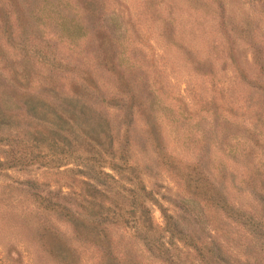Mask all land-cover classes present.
Wrapping results in <instances>:
<instances>
[{"label": "trees", "instance_id": "obj_1", "mask_svg": "<svg viewBox=\"0 0 264 264\" xmlns=\"http://www.w3.org/2000/svg\"><path fill=\"white\" fill-rule=\"evenodd\" d=\"M110 1L0 0V169L34 165L55 177L53 183L34 176L10 185L11 191L18 187L14 197H24L25 203L14 212L17 217L10 224L8 217L1 224L7 232H0V264H23L26 254L36 262L32 248L55 264H84L79 263L78 246L59 232L54 218L66 222L72 237L93 246L97 254L87 264H264V232H253V221L241 218V209L234 205L237 202L226 195L222 173L217 185L196 165L186 164L183 170L176 158L156 149L160 147V123L194 117L196 124L207 120L218 134L222 168L239 172L231 187L250 196L252 205L258 204L257 224L264 226V150L256 146L257 142L264 144V132L259 131L264 127L261 47L247 46L254 74H245L232 59L231 50L223 54L230 58L233 73L228 81L215 82L211 68L215 53L220 51V56L224 47L225 30L207 44L209 52L200 44L185 42L186 74L191 76L192 70L198 77L211 75L210 92L203 95L206 88L200 83L185 82V99L179 92L164 95L159 78L149 76L141 62L126 55L122 46L128 29L119 3L110 5ZM171 32L172 28H163V33ZM80 38L92 48L81 54L77 47L82 58L73 60L77 64L55 55L49 43L56 39L76 50L73 45ZM140 40L139 36L134 44ZM79 63L85 68H79ZM233 82L249 91L235 107L247 112L240 121L248 126L245 135L231 126L236 119L232 106L238 101L232 88L228 89ZM253 93L260 100L251 102ZM161 96H168L169 101L164 113L159 107ZM98 97L103 98L105 109L112 110L116 128L109 116L99 112L93 120L85 119L84 108H95ZM135 126L142 129L139 138L132 139ZM185 133L188 137L195 134ZM145 146L151 152L148 157L158 159L188 191L171 200L170 208L156 196L159 182L152 180L154 172L145 165L148 161L136 156ZM61 179H65V191ZM69 195L79 200L67 204L57 199ZM198 202L211 212V218L201 207L195 208ZM151 206L158 209L160 223ZM243 216L252 217L250 213ZM221 217L237 225L235 234L219 224ZM206 219L211 226L203 234L198 230L205 228L201 222ZM117 229L126 242L112 235ZM256 233L262 235L260 245L255 242Z\"/></svg>", "mask_w": 264, "mask_h": 264}, {"label": "rangeland", "instance_id": "obj_2", "mask_svg": "<svg viewBox=\"0 0 264 264\" xmlns=\"http://www.w3.org/2000/svg\"><path fill=\"white\" fill-rule=\"evenodd\" d=\"M110 2V5H116V2L119 3L123 25L128 29V32L124 34L123 40L126 44L122 46L125 47V52H127L126 55L130 58H136L141 62L143 66L141 68L144 69V72L146 70L149 76L154 75L159 78V86L162 88L164 95L169 96L172 93L179 92L184 95L183 99H185V82L193 86L200 83L202 87L206 88L204 89L206 94L203 95H207L210 92L211 75L198 77L199 75L194 74L192 70L189 71L192 73L191 76L186 74L189 64L185 65V42L189 41L193 44H200L201 48L207 52L209 48L207 44L210 43V40L212 38H218L217 35L222 34V31L225 30L223 35L226 39L224 47L221 48L220 56H218L220 51L219 53H215L217 55L213 58V65L211 68L214 74V81L217 79L215 82L220 80L228 81V77L233 73L230 69L232 64L230 58L223 57V54H228V51H232V59L241 66L245 74L255 73L254 62H252L250 54L248 53V44L261 47L260 53L264 55V0H111ZM190 4L197 5L193 7L190 6ZM163 28H172L171 34L168 35L167 33H163ZM190 28H193L194 31L192 32ZM139 36L141 38L140 42L134 44ZM81 39L82 38L76 39L78 40L77 44L73 45L76 50L71 48V45L70 47L68 44H64L61 41L59 42V40L56 39H50L49 43L55 55L69 62L68 64H77L73 60L78 59L82 61V58H80L81 54H85L92 48L88 41L83 40L84 42H81ZM131 40H133V42H130ZM77 47L81 49V54H78V52L76 53ZM229 47H231V49ZM194 52L195 50L193 48V53ZM78 67L85 68L81 63L78 64ZM146 67L147 69H145ZM104 88L101 89L104 90ZM216 88H218V86ZM231 88L233 95L238 99L232 106L233 114L236 116V119L232 118L234 122L231 126L234 130H238L245 135L248 126L247 124L241 125L240 121L241 118H243L242 116L247 114V112L235 107H237L236 104L240 100V103L243 101L249 91L245 85H238L236 82L231 83L228 89ZM63 91L65 95L74 99L73 94L68 93L66 89H63ZM214 95L219 96L220 93ZM168 96H161L162 101L159 107L163 113L164 110L167 111L166 105H168L169 102ZM254 96L255 94L253 93L251 102L256 101L255 99L260 100L257 97L254 99ZM102 99L99 98V101L94 103L95 108H84L85 119L93 120V115L99 112L101 115L109 116L112 125L116 128L118 124L115 122V116L112 114L111 109L107 110L104 108ZM220 102L221 100L218 99V105H220ZM73 103L78 104L80 100H73ZM67 105L69 110L72 109V105ZM76 106L77 105L73 106L74 110L78 108ZM172 109L174 110L175 108L173 107ZM166 120L168 119L166 118ZM197 122L196 124L194 117V119L187 118L172 124L168 122L160 123L157 126L160 131V142L158 141L160 147L156 149L159 148V150L165 151L168 155L176 158V160L179 161V167H181V169L183 168V170H185L186 164L196 165L197 169L199 168L202 174L208 176L217 185L219 175L222 173L221 179L226 182L228 187L227 190L229 194L226 195L230 197L229 199L227 196L230 201L234 200L237 202L234 205H236L235 207L238 209H241V218L246 221L250 220L249 222L253 221L251 224V226L254 227L253 232H264V226H259L260 224H257L258 218L255 216V214L259 212L258 204L256 203L255 205L254 202V205H252L251 201L253 199H250V196H247L244 192L238 193V191L230 185L240 177L239 172H230L228 168H222L223 157L216 147L217 140L219 139L216 128L211 130L207 120L201 119ZM141 129L142 128L135 126L131 138L133 139V136L139 138ZM186 130H189L191 133L193 131L195 134H191L192 136L189 135L191 137H188V135L185 136V134H187L185 133ZM259 131L263 134L264 127ZM192 138H195V140ZM196 139L200 141L199 145ZM256 146L258 149L264 150L263 142H257ZM255 150H253V152ZM150 153L148 147L145 146L143 147V151L138 152L136 156L148 161L145 165L148 166V168L151 167V170L154 172L151 176L152 180L159 182V192L156 193V196H158V200L163 205L170 208L171 200H175L179 194H187L188 191L185 185L175 179L169 170L161 166L158 159L154 157L149 158L148 156ZM256 159L257 157L254 156L253 160ZM149 163H151V165H149ZM241 173L243 172L241 171L240 174ZM34 176H42V178L50 180V183H53L52 180L55 179L54 175H49L45 173L43 169L35 167L34 165L26 168L8 167L0 169V232H7L2 228L1 224L5 222L7 217L10 224L12 220L17 217L14 212H17L25 203L24 197H14L18 191V187H13L11 191L10 185L15 186L16 183L23 182V180ZM144 179L147 185L151 186L149 184L151 179L147 176L144 177ZM64 180L65 179H61V183L64 182ZM45 187L47 186L45 185L44 188ZM49 188L53 189L55 187L50 186ZM8 190L11 191L10 197H8L10 194ZM62 190H67L65 184H63ZM60 196L57 199H61L59 201L62 203L69 204L73 202V200H79V197L78 199H76L77 197L73 199L74 195L64 196L63 198H60ZM196 207H201L204 213L208 214L206 217L211 218V212L205 210L201 202L195 204V208ZM151 210L154 219L160 223L161 217L156 206H151ZM245 213H250L252 217H244L243 215H245ZM217 220L220 225L226 228V232H235L234 228L237 225L224 221L222 217L221 219L217 218ZM53 221L56 222L61 229L59 232H62L67 240L70 239V241H73V244L78 246V251L80 250L79 263L87 264L89 263L88 260H94L97 252H95L93 246H90L88 242H82L80 239L72 237V233L66 222L60 221L58 218H54ZM209 222V219L201 222V225L205 228L198 230V232H203V234L208 232L209 226H211ZM15 231L16 230H13L12 232ZM120 232L121 231L117 229L116 232H112V235H114L116 240L124 243L127 239L126 237L121 239L118 236ZM238 232H242V230ZM255 236L256 244L260 245L262 235L256 233L254 237ZM136 246L139 247V245ZM0 249H3V245L0 246ZM32 251H34L32 255L34 258L36 257V262L35 260H31V255L29 258L26 254L23 256V264H55L41 252L37 254L34 248H32Z\"/></svg>", "mask_w": 264, "mask_h": 264}]
</instances>
